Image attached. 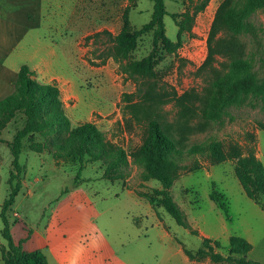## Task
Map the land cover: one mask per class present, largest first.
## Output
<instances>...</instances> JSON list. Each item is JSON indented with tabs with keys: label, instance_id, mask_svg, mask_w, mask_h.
I'll list each match as a JSON object with an SVG mask.
<instances>
[{
	"label": "rangeland",
	"instance_id": "1",
	"mask_svg": "<svg viewBox=\"0 0 264 264\" xmlns=\"http://www.w3.org/2000/svg\"><path fill=\"white\" fill-rule=\"evenodd\" d=\"M201 1L165 0L166 33L172 40L178 39L183 13L194 12ZM221 2L209 0L196 14L192 29L183 30L175 53L160 49L163 58L155 68L165 93L175 89L182 94L205 87V75L199 73V67L208 55L209 34ZM152 11V0H0V99L15 90L18 71L27 63L38 81L59 86L71 127L93 121L112 147L126 150L128 164L122 168L126 171L122 180L103 177V160L85 158L80 181L102 210L101 223L133 264H233L215 262L199 253L203 237L208 236L219 239L221 246L216 250L227 254L232 234L249 239L253 247L248 256L264 264V197L255 200L246 194L236 174L235 156L221 161L208 150H187L194 143L218 140L228 154H254L264 162V106L260 98L249 97L242 105L229 106L216 119L197 116L188 127L177 122L179 108L174 101L160 108L161 117L174 124L173 135L182 139L179 146L183 152L175 157L171 191L198 233L178 224L164 207H152L140 195L161 187V182L154 177L146 179L145 167L134 160L148 126L132 116L130 105L139 97V79L125 71L123 64L150 52L153 33L142 34L129 57L118 61L111 55L112 42L103 31L118 33L125 15L129 28L138 29L150 20ZM248 21L249 32L240 35V41L246 53L253 51L259 59L264 53V7L254 11ZM25 122L24 114L16 112L0 128V212L10 190V144ZM69 133L43 130L24 138L19 157L24 165L21 190L7 212L9 217H13V208L27 221L42 217L62 190L77 183V155L58 146L67 143ZM213 189L222 194L226 209L211 198ZM3 225L0 215V264L1 245L7 242ZM186 248L193 257H188Z\"/></svg>",
	"mask_w": 264,
	"mask_h": 264
},
{
	"label": "trees",
	"instance_id": "2",
	"mask_svg": "<svg viewBox=\"0 0 264 264\" xmlns=\"http://www.w3.org/2000/svg\"><path fill=\"white\" fill-rule=\"evenodd\" d=\"M153 11L149 21L140 28L131 30L125 15L120 31L106 33L111 42V55L118 61L129 57L136 48L140 36L153 33L152 49L140 59H132L123 64L124 70L139 79L137 101L131 103L132 116L137 121L144 120L148 126L147 136L136 153L135 162L145 167L146 179L156 178L161 187L152 192L140 194L152 207L162 206L173 216L178 224L198 233L187 220L185 213L173 197L171 186L174 180L173 166L177 154L183 152L179 146L182 139L173 135L174 124L167 123L160 114L164 103L174 101L179 108L177 122L189 126L197 116L204 119H216L232 105L239 106L251 97L260 98L264 106V53L256 59L257 53H246L240 35L249 32L250 15L258 8L264 7V0H222L217 8L208 40V55L199 67V73L205 75L206 85L202 90L192 88L182 94L173 89L165 93L157 81L156 64L163 58L160 49L166 53H175L181 45L183 30L190 31L196 14L202 11L209 0H202L194 12L183 13L185 19L180 23L178 39L172 40L166 33L164 17L168 13L165 0H152ZM175 16V14H173ZM133 100V99H130ZM252 101V100H251ZM16 112H21L26 122L15 134L10 144L13 156V169L10 172V190L1 205L3 220L2 235L6 243L1 245L3 264H49L42 249L26 251L17 244L12 236L7 212L12 208L16 196L21 190V175L24 169L19 161L24 138L43 130L69 131L67 143L58 146L68 153H75L80 167L75 179L80 181L85 158L103 160L106 164L103 177L110 180L123 179L126 171L122 168L128 164V154L122 147H112L105 139L103 131L93 121H86L71 127V120L63 109L60 88L57 84L41 82L35 78V70L23 63L15 80V90L0 99V128ZM264 128V125H263ZM1 140V137H0ZM188 152L201 153L208 150L218 160L236 157V174L246 192L252 199L264 197V162L254 154L231 155L226 153L218 140L208 144L194 143ZM59 154V153H57ZM86 180V179H84ZM221 207H227L225 199L216 189L210 194ZM221 246L219 239L203 237L200 254H206L215 262L233 264H262L251 259L248 254L253 244L244 236L232 234L229 237V252L224 254L216 250ZM193 257L190 249H185Z\"/></svg>",
	"mask_w": 264,
	"mask_h": 264
},
{
	"label": "crops",
	"instance_id": "3",
	"mask_svg": "<svg viewBox=\"0 0 264 264\" xmlns=\"http://www.w3.org/2000/svg\"><path fill=\"white\" fill-rule=\"evenodd\" d=\"M12 211L14 241L26 251L42 249L49 264H133L101 223L102 210L81 181L62 190L48 213L33 221L24 219L18 208Z\"/></svg>",
	"mask_w": 264,
	"mask_h": 264
},
{
	"label": "built area",
	"instance_id": "4",
	"mask_svg": "<svg viewBox=\"0 0 264 264\" xmlns=\"http://www.w3.org/2000/svg\"><path fill=\"white\" fill-rule=\"evenodd\" d=\"M192 56V55H191ZM191 56H189V57H191Z\"/></svg>",
	"mask_w": 264,
	"mask_h": 264
}]
</instances>
